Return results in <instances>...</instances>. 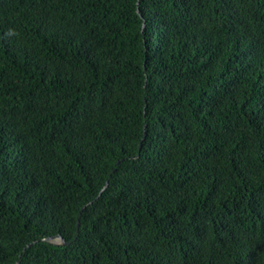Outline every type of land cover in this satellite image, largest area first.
Segmentation results:
<instances>
[{
	"label": "trees",
	"instance_id": "16d2710c",
	"mask_svg": "<svg viewBox=\"0 0 264 264\" xmlns=\"http://www.w3.org/2000/svg\"><path fill=\"white\" fill-rule=\"evenodd\" d=\"M17 262L264 264V0H0Z\"/></svg>",
	"mask_w": 264,
	"mask_h": 264
},
{
	"label": "water",
	"instance_id": "95a60500",
	"mask_svg": "<svg viewBox=\"0 0 264 264\" xmlns=\"http://www.w3.org/2000/svg\"><path fill=\"white\" fill-rule=\"evenodd\" d=\"M107 185H108V183L106 182L105 185L100 190V192L98 193V195L96 196V198H98L101 195V193L106 189ZM90 203H92V202H90ZM84 208H85V206H83L81 208V211ZM78 224H79V220H77V223H76L77 227H78ZM43 241L48 242V243H52V244H65V243H67L60 235H55V236L44 238ZM17 264H18V262H17Z\"/></svg>",
	"mask_w": 264,
	"mask_h": 264
}]
</instances>
